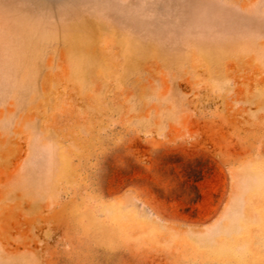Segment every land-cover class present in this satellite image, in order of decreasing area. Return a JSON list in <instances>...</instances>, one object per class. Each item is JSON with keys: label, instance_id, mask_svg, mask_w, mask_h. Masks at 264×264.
I'll return each instance as SVG.
<instances>
[{"label": "rangeland", "instance_id": "374dc122", "mask_svg": "<svg viewBox=\"0 0 264 264\" xmlns=\"http://www.w3.org/2000/svg\"><path fill=\"white\" fill-rule=\"evenodd\" d=\"M224 4L0 0V264H264V0Z\"/></svg>", "mask_w": 264, "mask_h": 264}, {"label": "crops", "instance_id": "0c3cea01", "mask_svg": "<svg viewBox=\"0 0 264 264\" xmlns=\"http://www.w3.org/2000/svg\"><path fill=\"white\" fill-rule=\"evenodd\" d=\"M179 1V0H177ZM188 1H193V0H188ZM196 1V0H195ZM204 1H211V2H219V3H225L224 6L226 8H230V9H242L244 7L243 2H256V1H259V0H204ZM177 8H184L183 5H178ZM185 8H194L193 5H189V6H185ZM214 19L218 20L219 17H214ZM234 20L235 18L234 17H227V20ZM248 19H252V17H248ZM230 23V21H229ZM232 23V22H231ZM242 144V143H241Z\"/></svg>", "mask_w": 264, "mask_h": 264}]
</instances>
